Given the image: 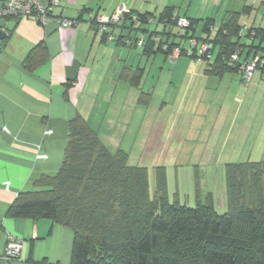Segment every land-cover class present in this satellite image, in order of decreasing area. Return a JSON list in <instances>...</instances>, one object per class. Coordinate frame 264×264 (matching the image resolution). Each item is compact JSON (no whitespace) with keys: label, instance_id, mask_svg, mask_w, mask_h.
I'll use <instances>...</instances> for the list:
<instances>
[{"label":"trees","instance_id":"obj_1","mask_svg":"<svg viewBox=\"0 0 264 264\" xmlns=\"http://www.w3.org/2000/svg\"><path fill=\"white\" fill-rule=\"evenodd\" d=\"M91 16V26L106 40L112 36L116 41L114 31L123 17V37L117 40H123V46L142 48L146 56L163 54L170 61L179 49L176 59L186 56L208 64L210 77L240 73L245 85L250 82L244 80V64L264 55V29L241 25L238 13H230L215 34L210 31L213 19H207L200 31L203 21L181 16L172 7L158 16L121 13L105 31L96 25L101 15ZM180 18L189 21L187 28L178 26ZM153 23L161 29H145ZM134 31L143 37L133 38ZM202 44L210 46L204 54ZM236 49L239 59L232 61ZM32 56L33 52L26 59L27 68ZM257 70H264V65ZM142 74L138 70L131 85L137 87ZM149 100L150 95L141 93L140 104ZM153 176L151 196L148 169L130 166L122 150L112 153L87 121L76 115L68 123L60 170L41 176L32 190L21 192L7 217L48 220L71 229V264H264V160L226 165L227 211L223 214L217 212L211 194L205 204L197 195L194 208L171 202L165 168H156Z\"/></svg>","mask_w":264,"mask_h":264},{"label":"crops","instance_id":"obj_2","mask_svg":"<svg viewBox=\"0 0 264 264\" xmlns=\"http://www.w3.org/2000/svg\"><path fill=\"white\" fill-rule=\"evenodd\" d=\"M209 1L142 0V3L131 7L123 4V0H61L60 6L54 8V16L78 20L73 28H62L55 22L42 26L32 19L5 18L1 15L3 0H0V29L7 33L6 38L0 39V257L6 253L9 235L26 242L19 259L1 258L0 264L72 263L74 233L71 229L48 220L12 219L7 217L8 209L21 192L32 190L41 176H53L60 170L71 119L81 115L108 147L102 129L105 126L110 130L116 117L119 119L123 108H127L126 104L123 105V83L131 85V79L141 70L139 85L131 87L140 90L142 85L145 70L141 64L136 69L133 66L129 68L130 55L123 69V47L127 46H123V40L117 41L123 37V17L119 28L114 31L116 41L109 42L91 26V13L111 17L118 12L123 16V13H143V9H147L145 13L158 16L167 7H172L181 16L203 21L205 15H216L222 10L224 17L221 23L230 13H238L240 24L247 27L241 22L243 16L249 20L255 12L257 17L264 13V0H214V7L218 8L216 14H206L203 11ZM154 6L157 13L151 11ZM208 19L215 21L210 29L215 33L221 23L214 17ZM254 22L249 28L264 29V19L256 18ZM145 29L154 31L161 27L153 23ZM31 52V67L27 68L25 62ZM161 55L164 66L170 65L173 74L178 71L182 74L181 83L177 86L180 88L175 95V98H181L176 111L178 115L174 111V116L172 112L174 122L177 116L182 115L190 87L187 85L185 90L184 82L215 77L206 74L207 68L200 71V65L204 63H197L186 56L179 59L170 57V61ZM152 57L156 54L146 56L143 53V58L149 60ZM256 73L264 77V70H257L250 83L243 85L246 86L244 94L229 90L234 93L232 98L238 110L248 104L245 100L254 87L252 83H256ZM235 74L241 77L240 73ZM228 75L231 74L218 79L224 80ZM146 94L154 100V92ZM135 95L136 98H129L127 102L137 107H148L150 100L142 105L140 96L137 100ZM245 111L252 113L249 105L245 106ZM189 118L192 119L191 116ZM48 131L52 133L48 134ZM41 155L46 158H38Z\"/></svg>","mask_w":264,"mask_h":264},{"label":"rangeland","instance_id":"obj_3","mask_svg":"<svg viewBox=\"0 0 264 264\" xmlns=\"http://www.w3.org/2000/svg\"><path fill=\"white\" fill-rule=\"evenodd\" d=\"M138 3H142V0H123V4L131 7ZM207 5L203 12L216 14V1L211 0ZM146 10L143 9L142 12H148ZM151 11L157 13L155 6ZM256 14L257 12L249 20L246 19L247 16H243L241 22L250 27L256 18L264 19V13H260L258 17ZM210 16L221 23L224 14L221 10L216 15H205L198 27L200 31L205 21L212 18ZM127 32L128 30L125 34ZM132 37L141 39L143 36L141 32L134 31ZM141 58V48L123 47V69L129 60V68L133 66L136 69L141 64L145 74L140 90L123 83V105L126 104L127 108H123V115L119 119L116 117L110 130L105 126L102 129L110 151L116 153L122 150L127 154L130 166L148 169L151 196L155 194V169L164 167L171 202L178 201L194 208L197 206V195L205 204L211 194L217 212L225 213L226 165L264 160V77H259L256 73V83H252L254 87L247 94L248 100L245 103L248 102L252 113L245 111L247 105L238 110L237 103L232 98V94L236 92L245 93L246 86L241 85L242 76L238 74L228 75L224 80L215 77L194 79L191 83L186 81L185 90L187 85L190 87L186 92L182 115L172 122V112L173 115L174 111L177 114L181 101L175 95L180 88L177 86L181 83L182 74L179 71L173 74L170 65L164 66L161 54H156V57L149 60L143 58L141 61ZM207 67L208 64L200 65V71ZM231 89L234 93L229 91ZM141 92H154V100L150 98L148 107H137L127 102L129 98H136L135 94L138 100ZM173 100L177 102L176 105ZM242 124L244 128H241Z\"/></svg>","mask_w":264,"mask_h":264},{"label":"built area","instance_id":"obj_4","mask_svg":"<svg viewBox=\"0 0 264 264\" xmlns=\"http://www.w3.org/2000/svg\"><path fill=\"white\" fill-rule=\"evenodd\" d=\"M61 0H49V1H40V0H3V9L1 15L5 18H18V19H32L42 26H48L52 22H55L59 27L62 28H73L77 22L74 20H68L65 18H54L53 9L58 6ZM121 12H118L112 18L98 16L96 18V25L100 31H105L107 24L116 23L119 20ZM91 19L95 18L91 16ZM178 26L180 28H187L189 26V21L186 18H180L178 20ZM246 30V29H245ZM245 31L241 33L243 36ZM109 42L114 41L112 36L108 37ZM142 43L139 42L138 45ZM193 46H196V42H192ZM210 46L208 44H202L200 52L202 54L206 53L209 50ZM238 49L231 56L232 61H237L239 59ZM180 55V50L175 49L172 55L173 58H177ZM264 65V55L257 56L254 59L246 62L244 64V80L248 84L253 77V74L258 69ZM7 131V129H5ZM52 133L48 131V134ZM38 158H46L44 155L39 156ZM26 247V242L13 237L8 236V243L6 247V253L3 257L7 260L19 259Z\"/></svg>","mask_w":264,"mask_h":264},{"label":"water","instance_id":"obj_5","mask_svg":"<svg viewBox=\"0 0 264 264\" xmlns=\"http://www.w3.org/2000/svg\"><path fill=\"white\" fill-rule=\"evenodd\" d=\"M7 37V33L5 30L0 29V39L6 38Z\"/></svg>","mask_w":264,"mask_h":264}]
</instances>
